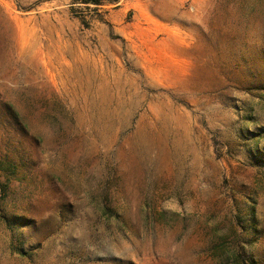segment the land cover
<instances>
[{"label":"rangeland","instance_id":"1","mask_svg":"<svg viewBox=\"0 0 264 264\" xmlns=\"http://www.w3.org/2000/svg\"><path fill=\"white\" fill-rule=\"evenodd\" d=\"M0 264H264V0H0Z\"/></svg>","mask_w":264,"mask_h":264}]
</instances>
